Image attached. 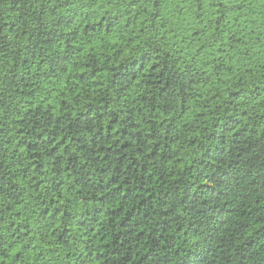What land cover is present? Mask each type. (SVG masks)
<instances>
[{
    "label": "trees",
    "instance_id": "obj_1",
    "mask_svg": "<svg viewBox=\"0 0 264 264\" xmlns=\"http://www.w3.org/2000/svg\"><path fill=\"white\" fill-rule=\"evenodd\" d=\"M0 264H264V0H0Z\"/></svg>",
    "mask_w": 264,
    "mask_h": 264
}]
</instances>
